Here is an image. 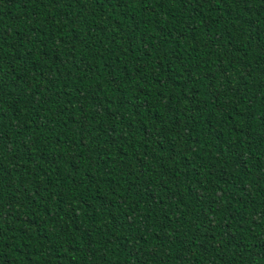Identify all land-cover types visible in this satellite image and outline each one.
<instances>
[{
	"label": "trees",
	"instance_id": "16d2710c",
	"mask_svg": "<svg viewBox=\"0 0 264 264\" xmlns=\"http://www.w3.org/2000/svg\"><path fill=\"white\" fill-rule=\"evenodd\" d=\"M0 264H264V0H0Z\"/></svg>",
	"mask_w": 264,
	"mask_h": 264
}]
</instances>
